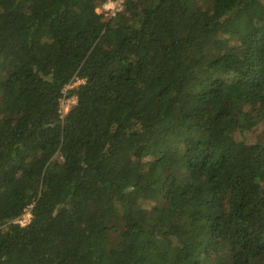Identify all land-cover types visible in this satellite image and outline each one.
<instances>
[{
  "label": "trees",
  "instance_id": "1",
  "mask_svg": "<svg viewBox=\"0 0 264 264\" xmlns=\"http://www.w3.org/2000/svg\"><path fill=\"white\" fill-rule=\"evenodd\" d=\"M108 1L0 0V264H264V0Z\"/></svg>",
  "mask_w": 264,
  "mask_h": 264
},
{
  "label": "built area",
  "instance_id": "2",
  "mask_svg": "<svg viewBox=\"0 0 264 264\" xmlns=\"http://www.w3.org/2000/svg\"><path fill=\"white\" fill-rule=\"evenodd\" d=\"M123 3V0H114V1H108L106 3H103L101 5H99V9L102 10L101 12L103 14H106V16H113L116 12H118L121 9V5ZM109 14V15H107ZM84 80L78 79V78H74L68 85L65 86V88L63 89V91H67V90H71L73 88H76L77 86H79L80 84H83ZM75 97H71V98H65L62 97L59 103V116L60 119H63V117L66 115V113L69 111V109L71 108L72 105H74L75 103ZM28 214V218L30 219V214ZM16 223L20 224V221L17 220ZM22 225V224H20Z\"/></svg>",
  "mask_w": 264,
  "mask_h": 264
},
{
  "label": "rangeland",
  "instance_id": "3",
  "mask_svg": "<svg viewBox=\"0 0 264 264\" xmlns=\"http://www.w3.org/2000/svg\"><path fill=\"white\" fill-rule=\"evenodd\" d=\"M101 11L102 10H100L99 7H97L96 13L102 14L104 19L110 17V16H106V14H103ZM107 15H109V14H107ZM252 129H253L252 131L245 133V135H243V136L237 134L235 137L237 139H241V137H243L249 143H254V142L258 141L264 145V116L262 117V119H260L258 121L256 126ZM27 213H29V212L24 213L18 219L20 221V224H22V226H24L25 224H27L29 222V218L27 217L28 216Z\"/></svg>",
  "mask_w": 264,
  "mask_h": 264
}]
</instances>
